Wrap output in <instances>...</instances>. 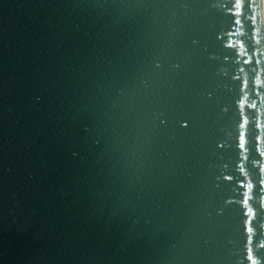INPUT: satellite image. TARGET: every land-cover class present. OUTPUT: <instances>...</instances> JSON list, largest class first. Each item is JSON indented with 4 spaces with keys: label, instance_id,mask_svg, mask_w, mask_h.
<instances>
[{
    "label": "water",
    "instance_id": "obj_1",
    "mask_svg": "<svg viewBox=\"0 0 264 264\" xmlns=\"http://www.w3.org/2000/svg\"><path fill=\"white\" fill-rule=\"evenodd\" d=\"M253 261L263 0H0V264Z\"/></svg>",
    "mask_w": 264,
    "mask_h": 264
},
{
    "label": "snow or ice",
    "instance_id": "obj_2",
    "mask_svg": "<svg viewBox=\"0 0 264 264\" xmlns=\"http://www.w3.org/2000/svg\"><path fill=\"white\" fill-rule=\"evenodd\" d=\"M245 146H246V142L244 141V137H243V134H242L240 148L243 149ZM253 264H255V261H253Z\"/></svg>",
    "mask_w": 264,
    "mask_h": 264
},
{
    "label": "bare ground",
    "instance_id": "obj_3",
    "mask_svg": "<svg viewBox=\"0 0 264 264\" xmlns=\"http://www.w3.org/2000/svg\"><path fill=\"white\" fill-rule=\"evenodd\" d=\"M263 11H264V0H263Z\"/></svg>",
    "mask_w": 264,
    "mask_h": 264
}]
</instances>
